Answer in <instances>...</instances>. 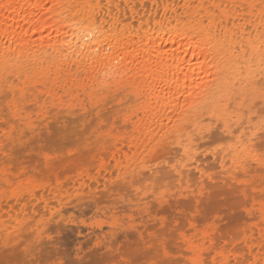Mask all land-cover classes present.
I'll return each instance as SVG.
<instances>
[{
  "label": "rangeland",
  "instance_id": "obj_1",
  "mask_svg": "<svg viewBox=\"0 0 264 264\" xmlns=\"http://www.w3.org/2000/svg\"><path fill=\"white\" fill-rule=\"evenodd\" d=\"M251 41L256 45L260 38ZM244 47L246 64L237 59L234 69L228 67L235 74L231 90L222 97L212 92L209 100L175 93L161 100L164 115L154 117L144 107L149 87L140 92L141 78L129 73L104 83L98 78L84 92L74 85L47 99L30 85L27 93L14 85V93L1 81L0 264H247L260 259L264 170L255 163L246 174L237 171L242 157L258 159L260 134L254 144L249 141L254 154L242 152L245 145L237 137L250 116L259 118V100L249 112L248 86L260 83L264 64L249 43ZM215 69L195 92L211 86ZM37 94L42 102L35 100ZM191 100L183 114L180 106ZM230 101L244 115L226 112ZM251 136L247 132L245 140ZM189 141L191 157L174 167L180 158L172 145ZM116 196L130 213L118 230L107 223L111 213L103 211Z\"/></svg>",
  "mask_w": 264,
  "mask_h": 264
},
{
  "label": "bare ground",
  "instance_id": "obj_2",
  "mask_svg": "<svg viewBox=\"0 0 264 264\" xmlns=\"http://www.w3.org/2000/svg\"><path fill=\"white\" fill-rule=\"evenodd\" d=\"M256 1L0 0V82L12 92L19 86V93L30 85L47 99L129 73L141 78L140 92L149 87L144 107L153 117L166 111L162 99L196 94L209 100L212 92L231 90L235 74L228 67L234 69L237 59L245 65L244 46L264 34V0ZM212 68L211 86L195 92ZM194 101L180 106L183 114ZM260 259L253 264H264Z\"/></svg>",
  "mask_w": 264,
  "mask_h": 264
},
{
  "label": "snow or ice",
  "instance_id": "obj_3",
  "mask_svg": "<svg viewBox=\"0 0 264 264\" xmlns=\"http://www.w3.org/2000/svg\"><path fill=\"white\" fill-rule=\"evenodd\" d=\"M260 19H261V27H264V10L261 11ZM249 47L252 49L253 52H257V51L259 52L260 61L262 64H264V34L260 36V45L258 48L255 44L252 43L251 39L249 40ZM245 55H248L247 51H245ZM248 95L250 96L253 102L251 106L249 107V112H251L252 108L255 107V102L259 100V103H260V111L258 113L259 118L258 120L254 121L253 117L250 116L249 124L246 127V131H241L237 139L245 145V147L241 149L242 152H248V153L254 154L256 149L251 148L248 145H249V141L252 144L255 143L256 133L259 132L260 140H261V147H260L259 156L257 160H251L250 156L241 158L240 163L237 165V171H243L245 174L247 173V170L249 169L251 164H255V163H258L259 167L262 170H264V77L261 78V81L259 84H256L255 82H253L250 84V86H248ZM237 104H239V100H237ZM224 107H225V111L230 113L231 116L241 117L242 115H244V113H240V112L233 110L231 101ZM240 127L245 128V125L241 123ZM189 131L191 132L192 136L196 135L194 130L190 129ZM237 131H240V129L238 128ZM247 132L252 133V136L249 137L248 140H245V136ZM190 147H191L190 141L188 144L174 143L172 145V149L175 150V155L180 158L177 161V165H175L174 167H177L180 164H182L185 158L191 157ZM21 179H23V177H21ZM118 180H119V177H117V181ZM241 183H243V181H241ZM113 191H116V189H113ZM152 195L155 196L157 194L154 192L152 193ZM261 199H262V202H264V195H262ZM101 211L102 209L98 208L97 214L100 220H104L105 216L99 215ZM103 211L105 213L107 212L111 213L110 217L107 219V223L113 229H116V230L119 229L122 222L130 214L129 208L125 205V203H122L120 201V198L118 196L113 197V200L107 205L106 208L103 209ZM249 212L251 213V210H249ZM260 216L262 218L261 227L264 228V204H262V207L260 209ZM262 247H264V245H262ZM160 264H168V262L161 261ZM193 264H206V262L202 260H193ZM247 264H253V262L251 260H248Z\"/></svg>",
  "mask_w": 264,
  "mask_h": 264
}]
</instances>
